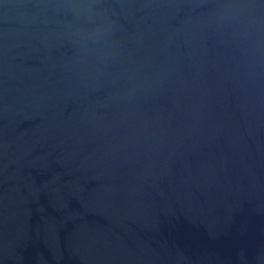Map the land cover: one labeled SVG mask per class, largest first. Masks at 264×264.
Listing matches in <instances>:
<instances>
[{"label": "water", "instance_id": "95a60500", "mask_svg": "<svg viewBox=\"0 0 264 264\" xmlns=\"http://www.w3.org/2000/svg\"><path fill=\"white\" fill-rule=\"evenodd\" d=\"M0 264H264V0H0Z\"/></svg>", "mask_w": 264, "mask_h": 264}, {"label": "clouds", "instance_id": "9594fccd", "mask_svg": "<svg viewBox=\"0 0 264 264\" xmlns=\"http://www.w3.org/2000/svg\"><path fill=\"white\" fill-rule=\"evenodd\" d=\"M77 8H78V14L80 15L88 16L91 14L90 6L87 4H79Z\"/></svg>", "mask_w": 264, "mask_h": 264}]
</instances>
